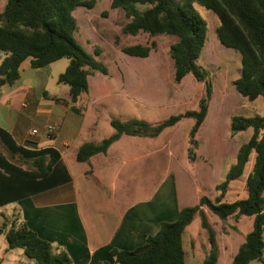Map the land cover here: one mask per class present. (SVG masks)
Listing matches in <instances>:
<instances>
[{"label":"trees","instance_id":"trees-1","mask_svg":"<svg viewBox=\"0 0 264 264\" xmlns=\"http://www.w3.org/2000/svg\"><path fill=\"white\" fill-rule=\"evenodd\" d=\"M95 5L96 0H7L0 13V52L6 55L0 62V83L13 87L20 80L22 65L27 60H30L31 69L39 70L67 58L69 64L58 77V83L67 85L69 93L53 99L81 114L80 103L89 92V78L110 75L108 67L75 39L78 25L73 12L79 7L92 9ZM198 8L214 14L217 40L240 56V75L232 83L235 91L249 102L260 97L264 99V0H112L111 9L121 11L128 20L122 29L124 35L146 33L152 38H176L169 49L174 81L179 84L187 76H192L205 83L204 94L198 110L170 116L159 123L113 119L111 126L115 133L100 144L82 145L76 155L77 161L86 162L97 154H106L124 135L156 138L189 118L194 119V125L188 138V158L190 163L197 160L198 135L208 116L214 93V86L208 80L209 71L198 64L209 40L210 25ZM116 41L119 42V38ZM156 45L153 41L150 45L124 46L121 51L128 56L147 58ZM249 129L252 136L239 148L235 162L226 168L225 181L216 187L218 196L215 201L202 197L197 206L182 209L175 222L162 223L155 236L147 237L146 243L133 251L112 250V263L185 264L182 236L199 215L210 245L203 264H218L220 249L216 232L203 207L223 222L230 217L235 220L242 216L253 217V229L231 264L264 263V117L235 115L231 118L232 135ZM0 145L12 159L31 164L30 169L14 164L0 152V207L70 180L54 149L30 150L19 146L1 127ZM249 164H252L250 170ZM241 179L244 180V196L235 202H222L230 183ZM2 235L9 249H22L36 264H71L65 251H58L15 218L9 227L5 223L0 227Z\"/></svg>","mask_w":264,"mask_h":264},{"label":"crops","instance_id":"crops-1","mask_svg":"<svg viewBox=\"0 0 264 264\" xmlns=\"http://www.w3.org/2000/svg\"><path fill=\"white\" fill-rule=\"evenodd\" d=\"M6 3L7 0H0V13ZM2 54L0 62L6 57ZM137 58L129 60L133 65H125L111 83L103 80L95 86L89 79L88 102L82 99L80 105L84 104L85 110L81 114L53 99L67 95V85L51 92L47 85L39 83L41 77L36 76V72L25 85L16 83L9 87L5 84L0 88V127L10 133L19 146L30 150L54 149L70 179L12 203L16 206L12 217L58 251H65L71 264H113L112 250L133 251L143 246L147 237L159 232L162 223L175 222L182 209L197 206L202 197L215 201L218 196L212 175L222 177L226 163H219L215 157L206 163L199 155L190 163L188 138L194 125V119L190 118L156 138L124 135L106 154H97L86 162L77 161L82 145L100 144L115 133L111 126L113 119L155 122L153 110L166 108L167 98L160 96L162 81L158 79L162 70L150 65L137 67L134 65ZM154 77L158 81H154ZM152 89H157L154 96ZM192 104L185 112L198 110L199 103ZM185 120L190 127L187 133H182L187 136L183 145L180 144L183 137L177 130ZM48 125L56 126L52 136L47 135ZM33 130L38 133L32 135ZM200 145L201 149L203 145ZM3 149L0 152L6 158L20 165ZM211 153L207 152V159L211 158ZM236 189L237 186L230 184L222 202L240 200L244 191L242 189L239 195ZM202 209L216 232L220 249L218 264H231L252 231L254 218L242 216L235 225L218 230L214 219L219 218L205 207ZM231 220L234 218L227 221ZM243 223L250 225V229L241 235ZM182 241L185 264H203L210 245L199 215L186 227Z\"/></svg>","mask_w":264,"mask_h":264},{"label":"rangeland","instance_id":"rangeland-1","mask_svg":"<svg viewBox=\"0 0 264 264\" xmlns=\"http://www.w3.org/2000/svg\"><path fill=\"white\" fill-rule=\"evenodd\" d=\"M111 2L112 0H96V5L92 9L79 7L73 12L78 25L75 39L89 54L96 58L97 61L106 65L109 71L111 70L110 75L107 77H102L101 75L90 77L91 83L95 84V86L99 85V82L103 80L107 81V83H111L114 81L115 74H120V71L125 65H133V63H129V60L134 57L124 54L121 51V47L136 44L150 45L151 42L154 41L157 45L156 48L152 50L149 57H147L146 60H139V58H137L134 62V65L137 67L140 65H150L158 66L162 70L161 77L158 78L159 81H162L160 96L161 98L163 96L167 98V104L165 103L166 108H162L163 110H153L152 116L155 118H153L155 122L150 121V123H159L163 121V119L169 118L170 115H174L173 113H175V115L181 112L184 113L189 107H192V103H194V105L199 103V99H201L204 94L205 83L197 81L192 76H187L179 84L174 82L173 61L169 49L170 46L176 42V38L171 36L152 38L146 33H140L137 36L124 35L122 29L128 23V20L121 11L111 9ZM140 8L144 9V6ZM197 10L202 17H207L210 23L209 40L198 64L209 71L210 76L208 80L214 86V93L208 116L198 135L199 148L196 154L197 158L199 155L206 163H208L210 159H214L213 157L221 164L226 163L224 175L222 177L216 178L215 175H212L216 181L215 184L219 185L225 181L226 168L235 162L241 145L246 143L252 136L251 129L232 135L230 130L231 118L235 115L246 117L260 115L264 117V99L260 97L254 102H249L235 91L232 83L240 75V56L235 51L222 46L217 40L215 34L217 19L214 14L206 13L207 11L202 8H198ZM117 38H119V42L116 41ZM96 52H98V54H96ZM0 55L3 54L0 53ZM66 64H69V60L67 58L61 59V61L59 60V62L51 65V68L44 69V73H40L41 69L36 71L31 70L30 60H27L22 65V74L20 80L17 82V86L25 85L27 81L31 80L34 72H36V76L41 77L39 83L42 82L43 85H47L49 91L57 92L60 88L65 86L58 83V77L60 73L65 71L63 69ZM152 79L158 81L156 77ZM151 92L154 96L157 89H152ZM88 97L89 94L84 96L86 102H88ZM170 104L174 106L177 104L178 106L169 107ZM81 108L82 111L85 110L84 104H81ZM115 119L119 120V118ZM181 124H183L182 128L177 131H180L178 135L183 137V139L179 138L182 141L180 144L185 145L187 136H184L182 133H187L190 123L185 120L184 123ZM200 143L203 145L201 149ZM1 148L3 147L0 145V149ZM3 150L5 151V148ZM207 152H212V155H209L211 156L209 159L206 158ZM15 161L20 163L19 160ZM20 165L27 169L31 168V164L29 163H20ZM251 166L252 164H249V170ZM209 182L210 180L208 184ZM230 184L232 186H237L235 192L239 191V195L241 190H244L243 179L231 182ZM15 208L16 206L14 204L0 208V227L4 223L7 224L8 227L11 225L14 219L12 215L14 214ZM244 219L246 218L244 217ZM214 220H216L215 225L218 230L222 228L225 230V227L228 225H235V222L238 221L235 219V221L231 220L225 222L219 221V219ZM241 227V235H244L245 231L250 229V225L246 226L244 223ZM243 239L245 241V237H243ZM19 255L22 257L19 258ZM0 264H36V261L24 255L23 250L20 248L9 250L8 242L5 236L2 235L0 236ZM250 264L264 263L261 261H253Z\"/></svg>","mask_w":264,"mask_h":264},{"label":"built area","instance_id":"built-area-1","mask_svg":"<svg viewBox=\"0 0 264 264\" xmlns=\"http://www.w3.org/2000/svg\"><path fill=\"white\" fill-rule=\"evenodd\" d=\"M46 132H47V135L52 136L56 132V126H54V125H48L46 127ZM37 133H38L37 130H33L32 131V135H35Z\"/></svg>","mask_w":264,"mask_h":264},{"label":"water","instance_id":"water-1","mask_svg":"<svg viewBox=\"0 0 264 264\" xmlns=\"http://www.w3.org/2000/svg\"><path fill=\"white\" fill-rule=\"evenodd\" d=\"M3 85H5V83H4V82L0 83V87H1V86H3Z\"/></svg>","mask_w":264,"mask_h":264}]
</instances>
